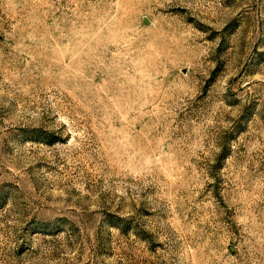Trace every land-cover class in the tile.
Here are the masks:
<instances>
[{"label": "rangeland", "instance_id": "rangeland-1", "mask_svg": "<svg viewBox=\"0 0 264 264\" xmlns=\"http://www.w3.org/2000/svg\"><path fill=\"white\" fill-rule=\"evenodd\" d=\"M0 264H264V0H0Z\"/></svg>", "mask_w": 264, "mask_h": 264}]
</instances>
